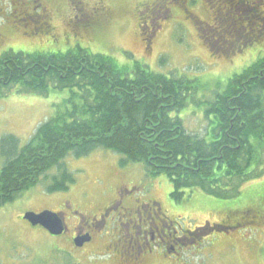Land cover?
Masks as SVG:
<instances>
[{"label":"rangeland","instance_id":"1","mask_svg":"<svg viewBox=\"0 0 264 264\" xmlns=\"http://www.w3.org/2000/svg\"><path fill=\"white\" fill-rule=\"evenodd\" d=\"M119 1L122 2L117 6L121 7L115 14H102L104 18L101 21L75 25L68 20H56L55 37L43 34L29 42L20 33L10 34L1 29L7 39L0 44V56L10 50L16 53H65L80 46L94 54L109 56L120 66L127 64L130 69L137 61L154 73L187 78L193 82L192 90L185 107L174 112L172 117L182 121L187 133L210 142L207 134L211 125L206 118L209 103L226 90L234 76L263 58L264 33L251 37L252 41L241 38L234 49L225 53L218 49L224 42L222 37H212L217 41L211 40L214 34L211 30L198 33L191 21L176 19L161 32L155 24L158 36L149 41L145 37L153 32L154 27L150 24L144 30L139 29L140 22L133 11L137 0ZM87 3L90 8L94 1L87 0ZM251 7V4H246L240 12L249 16ZM198 13L202 20H209L204 9ZM259 25L257 22L253 28L258 29ZM261 95L264 100V91ZM69 96L70 90L51 91L48 97L13 91L1 97L0 139L13 135L21 146H25L37 128L54 116L57 104H62ZM121 161L122 157L110 151H97L81 159L69 156L66 165L74 176L75 184L67 192L52 194L47 191L49 181L42 182L22 193L14 203L0 209V263L109 264L92 255L96 250L89 248L86 254L75 251L68 238L52 237L40 226L34 228L27 224L22 215L41 210L54 212L69 197L75 199L77 207L89 206L82 209L85 213L98 211L114 199L117 189L125 184L130 192L125 194V199L136 196L144 202L153 198L160 202L165 215L175 222L170 232L176 231L174 237L183 244L175 247L183 251L181 261L166 260L159 264H264V173L246 182L240 195L234 199L227 200L193 189L181 191L182 199L178 202L171 196L173 185L166 175L152 177L143 165H122ZM54 174L55 171L49 176ZM124 208L122 204L115 213L123 212ZM237 212L238 216H230ZM242 214L248 218L240 220L244 216ZM227 216H230L228 225L232 227L229 230L206 228L207 224H221ZM246 221L252 224L244 225ZM199 229L205 230L197 231Z\"/></svg>","mask_w":264,"mask_h":264},{"label":"trees","instance_id":"2","mask_svg":"<svg viewBox=\"0 0 264 264\" xmlns=\"http://www.w3.org/2000/svg\"><path fill=\"white\" fill-rule=\"evenodd\" d=\"M133 65L80 46L0 57V98L70 90L25 146L13 135L0 139V209L42 182L49 181L52 194L67 192L75 179L66 159L97 151L122 157V165L141 164L152 177L166 175L178 202L181 191L193 189L234 199L264 173V56L209 103L210 142L172 117L185 107L193 82Z\"/></svg>","mask_w":264,"mask_h":264},{"label":"flooded vegetation","instance_id":"3","mask_svg":"<svg viewBox=\"0 0 264 264\" xmlns=\"http://www.w3.org/2000/svg\"><path fill=\"white\" fill-rule=\"evenodd\" d=\"M93 1V7L88 8L87 0H59L58 2L56 0H0V44H4V40L6 42L7 39L1 29H6L10 34L20 33L21 37L29 39V42L43 34L55 37L56 20H68L70 24L75 25L101 21L104 18L102 14L114 15L121 7H118L117 3L122 2L119 0ZM246 4L252 5V13L249 16H247L248 13L240 12V8ZM203 9L207 12L208 21L202 20L199 16L198 11ZM133 11L140 22V30L146 29L147 25H153V32L145 37L149 41L158 36L156 29L160 32L164 31L176 19L191 21L198 33L203 34L211 30L210 32L214 33L210 37L211 40H215L212 37H222L224 42L218 46V49L225 53L234 49L241 38H249L248 40L252 41L254 35L256 38L264 33L262 28L264 0H137ZM257 22L260 23L258 29L253 28ZM155 24L158 26L156 29ZM29 29L31 31L27 32ZM127 189L129 188L123 184L117 189V196L114 199L98 211L89 210L90 213L83 212L87 206L82 207L79 204L80 206L77 207L78 203L73 197L65 198L59 209L54 211L64 221L65 232L55 238H68L72 249L85 254L89 248H92L96 250L92 255L99 257L102 261L106 260L109 264H159L166 260L181 261L183 251H178L175 247H180L182 243L179 238L174 237L176 231L170 232L175 222L165 215L160 202L153 198L144 202L136 196L125 199V194L130 193ZM122 204L125 205L124 211L115 213ZM42 212L44 211L34 213ZM236 215L238 216V212L230 216ZM230 216L223 219L221 224H207L206 228L227 231L230 227L227 221ZM246 218L248 217L244 215L239 219ZM249 223L250 221H246L243 224H252ZM43 230L49 234L48 231ZM78 238L86 240L82 247H77L75 244ZM171 238L173 239L170 240ZM167 250L169 252L166 253Z\"/></svg>","mask_w":264,"mask_h":264},{"label":"water","instance_id":"4","mask_svg":"<svg viewBox=\"0 0 264 264\" xmlns=\"http://www.w3.org/2000/svg\"><path fill=\"white\" fill-rule=\"evenodd\" d=\"M24 221L28 222L31 226H40L49 232L51 236L59 237L65 232L64 221L58 214L51 211H44L40 214L28 212L24 214ZM85 239H76L75 244L77 247H82Z\"/></svg>","mask_w":264,"mask_h":264}]
</instances>
